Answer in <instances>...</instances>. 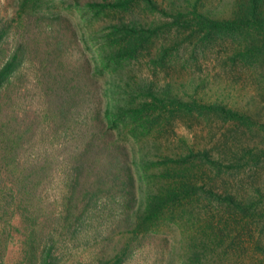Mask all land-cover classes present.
Instances as JSON below:
<instances>
[{"label": "rangeland", "instance_id": "374dc122", "mask_svg": "<svg viewBox=\"0 0 264 264\" xmlns=\"http://www.w3.org/2000/svg\"><path fill=\"white\" fill-rule=\"evenodd\" d=\"M89 1L0 0V69L24 47L0 87V264H40L44 252L53 254L51 264H84L124 246L123 264H264V131L206 106L224 103L264 118V39L199 29L191 15L178 14L192 4L227 13L235 0H134L107 8ZM124 24L140 29L136 44ZM247 40L258 49L253 55L245 52ZM92 71L98 93L137 94L151 83L165 91L145 127L129 119L120 135L135 179L133 208L180 189L138 235H121L128 228L121 189L89 201L78 225L75 203L67 220L48 201L47 216L40 210L36 168L55 128L46 121L49 86L70 88L64 109L77 100L86 113L95 99ZM54 179L56 193H49L60 197L65 179ZM52 239L61 242L51 248Z\"/></svg>", "mask_w": 264, "mask_h": 264}, {"label": "trees", "instance_id": "16d2710c", "mask_svg": "<svg viewBox=\"0 0 264 264\" xmlns=\"http://www.w3.org/2000/svg\"><path fill=\"white\" fill-rule=\"evenodd\" d=\"M133 1L90 0L88 5L90 7L101 6L107 8ZM144 1L152 5L156 3L154 0ZM178 14L191 15L190 22L199 29L241 35L245 39L247 35L250 38L258 36L264 39V0H235L232 9L227 13L200 10L196 4H192L182 12H178ZM123 29L127 33L126 37H129L128 42L130 44H136L135 42L139 41L140 36L138 33L140 29L135 24H124ZM1 40L2 36L0 35V43ZM23 50V45H19L10 60L0 69V87L15 72L18 63L21 62ZM256 50L258 49L255 48V45L247 40L245 52L253 55ZM93 76L94 71H92L90 82L95 99L90 101L91 108L86 113L84 111L87 106L81 108L77 100L73 104V109L70 108L67 111L66 108L64 109L66 104H70L66 100L69 94L72 95L70 88L56 84L49 86L52 101L46 100L45 110L46 113L50 111L51 114L47 116L46 121L50 125H54L55 128L50 130L45 140L39 154L40 161L38 160L39 164L36 168L38 175H40L38 181L43 194L40 196L43 204L40 210L43 209L47 216L48 207L46 202L48 201L50 205H56L58 209L60 208V211L58 210L60 212L59 220L62 218L61 215H64V220H67L68 217L72 216L70 204L75 203L78 208L74 210V218L78 225L79 220L85 216L86 212L90 211L89 201L96 202L103 198L109 190L115 191V189H118L120 194L123 190L124 197L119 199V202L122 208L126 209L127 215L123 218V222L128 228H125L127 231L121 235L123 238L128 232H131L132 235H138L146 231L142 230V226L159 217L165 209L167 201H173V199L180 196V189L171 187L170 191L166 193L168 199L166 201L163 197L152 198L151 203L147 206L133 208L131 202L136 197L135 179L131 169H129L131 161L120 135L125 129L126 120L129 119L140 121V124L136 127H145L150 117L149 114L153 112L154 102L156 100L161 102L159 96L164 95L165 91L160 90L158 92V88L153 85L154 83H151L148 86H139L140 91L137 94H132L131 90H123L120 94L115 90L110 91L107 89L102 93H98L95 90L97 84L93 80ZM79 88L80 85L78 84L72 87L75 99L78 96ZM149 99H152L153 102ZM54 102H56V106ZM62 105V110L59 111L58 109ZM206 106L232 120L239 121L242 125L258 127L264 131V118L257 119L247 114H241L236 108L224 103L211 102ZM81 109H84V111ZM59 127L62 130H59ZM27 170L32 173L34 169L29 166ZM59 174H63L65 179L63 194L60 197L49 193V191L56 193L54 178ZM30 187L29 182V191L32 190ZM80 195L82 197L77 198ZM48 199L52 200L49 201ZM28 200L31 201V199ZM84 202L86 203L84 204ZM71 228L75 231V225ZM32 229L34 227L31 228V231ZM52 240L51 248H55L56 244L61 242V240ZM51 255L53 254L44 252L41 258H37V261L40 264H51ZM127 255L128 252L124 246L123 248H115L112 254H106L84 264H123Z\"/></svg>", "mask_w": 264, "mask_h": 264}]
</instances>
